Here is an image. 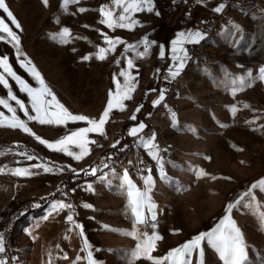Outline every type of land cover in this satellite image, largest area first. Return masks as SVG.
I'll return each instance as SVG.
<instances>
[{"label": "rangeland", "instance_id": "obj_1", "mask_svg": "<svg viewBox=\"0 0 264 264\" xmlns=\"http://www.w3.org/2000/svg\"><path fill=\"white\" fill-rule=\"evenodd\" d=\"M188 2L152 0L153 13H134L133 18L138 24L129 29L117 28L113 31L100 23L101 19H107L100 12L104 5H109L114 14L119 15L112 0H79L67 6H63V0H48L47 5L43 0H6L8 8L21 25V30H17L6 20L19 36V53L11 43L0 41V57L7 56L13 70L22 79L33 88L40 87L26 70L34 66L59 104L74 115H84L97 121L109 99L113 101V108L103 125L104 134H85L84 138L94 143H88L81 159H75L78 164L74 169L82 168L113 144V139L121 133L127 119L119 110L132 108L137 111L143 106L150 90L157 89L156 81L162 71L159 67L162 58L158 51H163V58L167 59V55L169 60L168 69L163 72L167 79L171 78L169 68L175 64L174 49L177 55H182L179 51L182 47L188 56L180 74L189 67L191 55L185 44H201L207 36L198 43L185 42L181 45L174 42L180 39L182 32L200 31L197 24L206 20L219 2L199 0L186 9ZM174 5L185 8L175 25L176 17L170 18L166 14V8ZM80 8L85 11L80 12ZM253 13L260 16L254 23L248 22L244 26L227 24L238 27L228 33L221 31L223 26L220 29L219 48L209 52L206 50V55L210 57L195 58L178 79V87L172 96H168L160 86L144 110L153 111L158 106L160 109L166 108L162 118L167 124L171 149L170 157L165 158L164 162L168 180L160 178L159 169L155 171L150 193L157 205L154 210L157 228L148 231H155L160 237L150 253L155 259L165 257L170 250L199 233L211 231L225 216H229L240 228L248 245L247 264H264V221L260 217V213L264 212V192L252 190L256 199L250 207L235 205L251 185L264 180V81L254 79L250 86L237 85L233 88L234 78L238 80L248 70H252L253 77H256L258 69L264 66V19L257 7H249L248 15ZM0 16L6 17V14L0 10ZM64 27L69 29L67 42L55 35ZM239 27L242 29L239 30ZM170 29V35L164 40ZM105 36L111 39L119 37L124 43L106 52V59L101 61L96 54L100 47L109 48ZM145 37L147 41L155 43L148 46L144 56H138L137 53L143 51L146 43ZM129 44H139L140 47L136 52L125 53L124 49ZM85 55H91V58L82 60ZM128 59L133 60V68L128 73L134 81V88L129 93L131 99H122L116 93L121 91L122 96L127 89L125 77L118 74L126 68ZM117 61L120 63L117 64ZM21 62H25V67L20 66ZM0 72H3L2 68ZM4 75L13 94L29 106L31 115H36L31 110L27 93L20 92L16 82L6 73ZM117 80L120 81L119 88ZM153 80L154 83H150ZM161 82L167 80L163 78ZM7 92L0 85V98L8 100L17 109L16 115L26 121L30 132L9 127L12 113L0 105V113H3L0 117V121H3L0 123V152L4 153L0 155V234H3L6 242V234L12 232L15 241L11 242L15 253L8 258L5 252L0 257L8 260L9 264H88L87 252L91 251L96 264H128L129 250L135 248L138 240L124 233H135L140 229H133L130 209L121 204L113 205L110 198L103 195L102 188L109 184L108 180H91V189L88 188L89 184L82 185L75 194L61 197V201L73 205L74 221L82 226V252L77 255L81 257L79 260L76 253L80 237L72 232L73 225L67 220L65 223L57 221L63 216L66 219L69 210L57 212L51 207L58 201L59 195L49 203L44 215H30L28 225L23 222L15 225L14 222L10 230L7 229L5 224L12 208L24 199L53 195L57 190L54 188L62 179L65 161L74 160L73 156L54 151L40 140L54 143L71 132L91 127L86 121L68 120L60 125L27 121L15 101L8 98ZM160 92L164 93L165 99L154 106L153 102L159 100ZM47 98L51 99L50 96ZM233 108L236 109L235 113L232 112ZM55 110L60 111L59 108ZM173 112L176 114L175 121L172 120ZM14 146L36 149L46 161ZM65 147L74 154L81 151L73 144ZM27 156L34 159L28 160ZM36 164L41 167L33 168L32 165ZM17 167L29 168L37 174L13 175ZM44 167H51L53 171L44 172ZM201 172L205 175H200ZM95 182L99 184L95 185ZM229 203L234 205L230 212L226 211ZM84 204L92 208H85ZM36 205L39 206V202ZM85 242L89 245L87 249ZM203 246L205 264H223L218 253L206 242ZM135 264H154V261L142 256ZM160 264H171V258L168 261L160 260ZM192 264H197L195 254Z\"/></svg>", "mask_w": 264, "mask_h": 264}, {"label": "snow or ice", "instance_id": "obj_2", "mask_svg": "<svg viewBox=\"0 0 264 264\" xmlns=\"http://www.w3.org/2000/svg\"><path fill=\"white\" fill-rule=\"evenodd\" d=\"M45 5H47L48 0H43ZM79 0H63V6H67L70 3H78ZM112 5L115 9L119 10V15H115L112 8L109 5H104L101 7L100 12L107 17V19H101V24H106L107 27L111 30L119 29H129L134 24H138L139 22L133 18L134 13H153L154 9L152 7V0H112ZM225 7V4L220 3L214 11L219 13ZM0 10L6 14L5 16H0V41H6L7 43H11L14 48L17 49V53H19V36L16 31L13 30V27L17 30H21V25L18 22L17 18L10 11L6 4V0H0ZM80 12H84V8L79 9ZM158 14V13H156ZM10 21L12 26H9ZM61 38L63 42H67V37L69 35V29L64 27L60 33L55 34ZM206 34L201 33L200 31H189L187 33H180V39L174 42V44H184L188 43H198L199 41L205 39ZM106 43L109 45V48L106 49L104 47L99 48V52L96 54L97 58L101 61L106 59V52L113 51L115 45L124 43L121 38L116 37L114 39L104 37ZM146 42L144 44V48L142 52H138V56H144L148 51V46L151 43L147 41V37L143 38ZM235 42V41H234ZM140 47L139 44H129L125 47L124 52L128 53L129 51L136 52ZM180 53L182 55H177L175 49L173 50V55L175 57V64L172 68H169V73L171 78H175L181 72L184 67V62L188 59L186 53H184V49L180 48ZM161 57L164 56V52L161 51ZM91 55H85L82 57V60H89ZM26 63L30 64V61ZM120 61H117L119 64ZM21 67H25V62L20 63ZM0 68L3 69V72H0V85H3L5 89L8 90V98L10 100H14L15 104L19 107L20 111L23 112L24 116L27 118V121H37L41 125L45 124H65L68 120L71 121H86L91 127L81 128L78 131L71 132L69 135H66L54 143H49L44 140H38L42 144H46L48 148L58 151V152H66L67 155L73 156L74 159L79 160L84 155L86 149V145L88 143H94V141L86 140L85 134L89 132H99L103 135V125L105 124V118L109 116L110 110L113 108V101L109 99L107 103V107L99 120L90 119L84 115H74L70 113L62 104L56 100L55 95L51 93V90L47 88L44 84L43 79L40 77V74L36 71L35 67L27 68L26 70L30 75L33 76V79L40 85L39 88H33L30 86L24 79L21 78L12 68L9 63V58L7 56L0 57ZM133 68V60L128 59L126 68L122 69L119 72V77H125L124 84L126 86L127 91L123 92L121 96V91H117L116 96L122 99H131L129 95L130 92L133 91L134 81L129 78L128 70ZM4 73L7 76L11 77L19 87V91L22 93H27L29 97V105L31 110L36 113V115H31L29 112V106H27L22 100L18 99L14 94L9 85L8 80L5 78ZM167 78V77H166ZM254 79H259L264 81V66H261L258 69V75L253 77L252 70H248L245 76H241L233 79V88L238 85L239 87L250 86ZM117 86L119 88L120 81H116ZM51 97L48 99L47 97ZM165 99V95L163 92H160L159 100L154 101V106L159 104L161 101ZM55 102V104L53 103ZM119 103V100L117 101ZM0 105L6 108L9 112L12 113V123L9 124V127L12 128H20L25 132H30V129L27 126L25 120L20 119L19 116L16 115L17 109L12 107V105L8 102V100L0 98ZM247 107V105L245 106ZM59 108L60 111H56L55 109ZM139 108H137V112H139ZM236 109L233 108L232 112L235 113ZM3 116V113H0V117ZM133 120L136 119V116L133 115ZM172 120H176V114L172 113ZM254 122V121H253ZM3 123V121H0ZM146 125L143 122H140L138 127H132L129 131V135L136 137L139 132L145 129ZM140 147L146 150L147 154L151 159L155 160L159 165V173L160 178L162 180H168L167 174L164 172V161L163 158L158 155L159 148L154 143L155 134L150 137H140ZM73 144L78 147L81 151L78 154H74L73 151L69 150L65 145ZM59 146V147H58ZM3 152H0V155H3ZM28 160L34 159L33 156H27ZM131 164V161L129 162ZM33 168H39L41 165L36 164L32 165ZM108 167V165H105ZM2 170V169H0ZM44 172H51L53 168L44 167ZM143 171V170H141ZM13 175L16 176H31L37 173L32 172L29 168H20L17 167L12 172ZM92 174H96V170H92ZM113 175L121 182L120 186L125 187L127 191V198L130 207V213L133 220V229L139 228L138 232H125L124 234L138 240L135 248L129 250V259L128 264H135V261L140 259L142 256L148 260L154 261V264H160V260L168 261L171 258V264H192V258L195 254L197 257V264H205V248L203 244H206L213 249L216 253H218L219 259L223 262V264H247L249 260L248 256V245L245 242L243 234L240 228L237 226L236 222L232 220L229 216H225L220 223L209 232H201L198 235L194 236L191 240L187 241L183 245L170 250L167 255L163 258L155 259L150 253L155 247V241L160 237L156 234L155 231L151 233L148 229H156L157 228V214L154 211L157 207L156 203L153 201L152 196L150 195L153 186V176L151 174V170H148L147 176H142L143 179V188L137 187V185L130 178L129 170L125 168L123 170L122 175L116 174L113 171ZM200 175H205V173L201 172ZM100 179L102 181H107L108 178L106 176H101ZM88 188L91 189L92 185L89 184ZM259 189L264 192V180H261L258 184H253L250 186V190L245 192L238 200H236L235 205L241 207H250L252 201L256 199L252 190ZM75 192V189H72ZM67 194L65 193V196ZM85 208H92L91 205L84 204ZM52 210L54 211H63L65 209L69 210V214L66 217L67 222L71 223L75 228H80V235L83 236L82 226L77 224L74 221V217L72 214L73 205L71 203H64L63 201H56L52 204ZM234 205L229 203L226 211H232ZM147 213V214H146ZM261 220L264 221V212L260 213ZM47 218V217H45ZM114 231H119L113 229ZM89 245L85 242V249H87ZM6 252V246L4 241L3 234H0V254H4ZM81 259V257H77V260ZM88 264H96V262L92 258V252L88 251L87 254ZM0 264H9L8 260L0 257Z\"/></svg>", "mask_w": 264, "mask_h": 264}, {"label": "built area", "instance_id": "obj_3", "mask_svg": "<svg viewBox=\"0 0 264 264\" xmlns=\"http://www.w3.org/2000/svg\"><path fill=\"white\" fill-rule=\"evenodd\" d=\"M217 2H223L225 4L224 9L217 13L212 12L209 17L200 21L197 26L203 33H208L210 30L222 28V20H229L230 23H239V26H244L249 22L248 14H244V7L263 6L264 0H215ZM185 8L180 9L178 6H168L166 8V14L170 18H177L183 14ZM185 47L190 50L193 58L206 55V50L202 49L200 45L185 44ZM210 57V56H208ZM167 64V59L162 58L159 61L160 69H163ZM179 80L174 79L172 81L165 82L162 85L163 91L172 96V92L175 91V87H178ZM175 107H179L175 104ZM132 124L128 125L123 131V136L127 139L116 147L108 146L105 150L98 153L94 158L82 168L74 169L70 174L78 176L82 182L91 181L97 179L98 174H108L116 167H120L123 170L127 168L129 175L142 174L156 165L154 162H150L143 158L142 148L140 147V137H150L155 134V142L159 148L160 156L162 158H168L171 155L170 138L167 129L158 125L155 122H150V117L147 119V126L136 137L130 136L129 131ZM131 161V164L129 163ZM108 165V167H105ZM96 170V174H92V170ZM143 170V171H141Z\"/></svg>", "mask_w": 264, "mask_h": 264}, {"label": "crops", "instance_id": "obj_4", "mask_svg": "<svg viewBox=\"0 0 264 264\" xmlns=\"http://www.w3.org/2000/svg\"><path fill=\"white\" fill-rule=\"evenodd\" d=\"M197 1H199V0H190L189 2H188V4H186V6H185V8L187 9L188 7H190L191 5H192V3H194V2H197ZM202 1V0H201ZM221 2H219V4H220ZM256 8V7H255ZM259 9V8H258ZM260 10V9H259ZM214 12V11H213ZM212 13V12H211ZM210 13V14H211ZM260 14H261V10H260ZM182 16V15H181ZM181 16H179V17H177L175 20H174V25L179 21V19H180V17ZM249 16V15H248ZM257 16H259V14H257ZM257 16H255L254 15V13L253 14H251L250 16H249V22H252L253 21V23L256 21V20H259V18L257 17ZM260 17V16H259ZM262 19V18H261ZM263 20V19H262ZM173 25V26H174ZM172 26V27H173ZM223 27V26H222ZM227 27V28H226ZM236 29H238V27L237 26H234V27H232V25H224V27L222 28V32H226V33H228V32H230V31H233V30H236ZM242 28L241 27H239V30H241ZM171 29L170 30H168V32H167V34L165 35V37H164V40H166L167 38H168V36L170 35V33H171ZM220 30H219V32L216 34V35H214V36H212V37H210V38H207L206 37V39L201 43V44H199V45H201L202 46V49H204V50H207L208 52L209 51H211V50H215V49H218L219 47V45H220V32H221ZM163 40V41H164ZM162 41V42H163ZM196 45H198V44H196ZM159 49V48H158ZM158 55H160V53H159V51H158ZM190 55H191V58H190V65H189V67L194 63V60H195V58H193V56H192V54H191V52H190ZM164 57V56H163ZM163 57H161V55H160V58H163ZM165 57L168 59V57H167V55H165ZM169 60H167V62H168ZM188 67V68H189ZM188 68H186V69H184V71L181 73V74H179L178 76H176L175 78H170V79H167L165 76H164V74H163V72H164V70H166V69H168V65L166 64V66L162 69V71H161V73H160V76L159 77H161L162 79L164 78V79H166L167 80V82L168 81H172V80H174V79H180L181 77H182V75H183V73L188 69ZM154 81L155 80H153V81H151L150 83H154ZM157 81H158V79H157ZM157 81H156V83H157ZM162 81V80H161ZM164 83H162L161 82V89H162V85H163ZM138 86V85H137ZM160 86H159V89H160ZM157 88V87H156ZM136 89V88H135ZM157 89H151L150 90V92L151 91H156ZM163 90V89H162ZM142 108V107H141ZM141 108H139L140 110H141ZM139 110V111H140ZM165 110H166V108H159V106L158 107H156V109H154L153 111L152 110H148V111H142V112H140V114H138L139 112H137L136 110H133L132 108H129L128 109V111H126V110H119V112H121V113H123V115H126V118L127 119H129V118H132L133 117V115H135L136 116V119L135 120H133L132 119V127H138V125H139V123L140 122H143L145 125L147 124V119L150 117V120H153V122H155L156 124H158V125H162V126H164L166 129H167V124H166V122H165V120L162 118L163 116H164V112H165ZM126 111V112H125ZM116 112V111H115ZM126 119V120H127ZM131 127V128H132ZM144 130V129H143ZM142 130V131H143ZM141 131V132H142ZM141 132H139L138 134H140ZM137 134V135H138ZM125 137L123 136V132L121 131V133L120 134H117V136L113 139V144H119L120 142H123V141H125ZM142 148V147H141ZM142 152H143V158L144 159H146V160H148V161H150V162H154V163H156V165H154L153 167H151V168H149L148 170H151V174H152V176L154 175V173H155V171H157L158 169H159V165L157 164V162L155 161V160H153V159H151L150 158V156L147 154V152H146V150L145 149H143L142 148ZM158 155L160 156V152H158ZM161 157V156H160ZM163 161L165 162V159L163 158ZM89 163V162H88ZM87 163V164H88ZM78 163H76L75 162V159L74 160H72L71 159V161H69V162H67V161H65V165L67 166V169H65L64 168V170H63V174H62V179L57 183V188H54V190L55 189H59V188H61V187H65V182H66V180L68 179V177L71 175L70 173H71V171L72 170H74V167L77 165ZM148 170L145 172V174L144 175H142V174H134V175H130V178L133 180V182L137 185V187H139V188H143V179H142V176H147L148 175ZM113 171L116 173V174H119V175H122V173H123V169L122 168H120V167H116L114 170H112L111 172H109L108 174H106L105 176L108 178V181H109V184L107 185V186H104L103 188H102V191H103V195L104 196H108L110 199V201L112 202V204L113 205H115V206H117V205H123V206H125L127 209H130V207H129V202H128V198H127V191H126V188L125 187H121L120 186V184H121V182L113 175ZM100 179V178H99ZM91 181H87V182H82V183H80V184H78V185H76L75 187H73V188H66L65 187V189H64V192H62L61 194H59V198H58V201H61V197H63V196H65V193L67 194L66 196H69V195H73V194H75V192L76 191H78L79 189H80V187L82 186V185H86V184H89ZM97 184H99L98 182L96 183L95 182V185H97ZM72 189H75V192H73L72 191ZM63 202L65 203V201L63 200ZM147 214V213H146ZM57 221L58 222H66V219H65V217L63 216V217H59L58 219H57ZM71 230H72V232H74L75 234H77L79 237L81 236L80 235V231H79V228H75L74 226H72V228H71ZM81 240H82V238L80 237V244L78 245V252L76 253V257H77V255L78 254H80V252H82L81 251V245H82V243H81ZM86 253V252H85ZM88 253V252H87ZM86 253V254H87ZM75 261H76V258H75ZM74 261V262H75Z\"/></svg>", "mask_w": 264, "mask_h": 264}, {"label": "trees", "instance_id": "obj_5", "mask_svg": "<svg viewBox=\"0 0 264 264\" xmlns=\"http://www.w3.org/2000/svg\"><path fill=\"white\" fill-rule=\"evenodd\" d=\"M190 1V0H189ZM161 80L162 78L159 77L158 81H157V90L159 89V86L161 85ZM154 93V91H151L148 93L144 104L141 108V110L139 111L138 114H140V112L144 111L145 108L147 107L148 103L150 102V98L152 96V94ZM132 124V118H129L125 121L121 131L123 132L124 129H126L128 127V125ZM122 142H120L119 144H112L111 147H116L118 145H120ZM14 148H18L19 150L25 151L29 154L35 155L38 158L42 159L43 161H46V158L43 156V154L41 152H39L36 149L30 148V147H24V146H14ZM65 169H67V166L64 165L63 166ZM79 183H82V180L78 177L75 176L73 174H71L68 179L65 182V187L66 188H73L76 185H78ZM65 187H61L60 189L56 190L55 193L51 196L45 197V198H28V199H24L22 200L18 205H16L15 207L12 208V210L10 211L8 220L6 221L5 226L7 227L8 230L9 227L11 225H13V223L15 225L19 224L20 222H23L24 225H28L31 222V219L29 218L30 215H33V217H38V216H42L45 214V211L49 205V203L55 199L63 190ZM36 202H39V206L36 205ZM13 231V230H11ZM8 231L6 230V233ZM10 233H7L5 236V246H6V253L8 254V258L10 255H13L15 252L12 250L11 248V242L14 243L15 241L13 240V236Z\"/></svg>", "mask_w": 264, "mask_h": 264}, {"label": "bare ground", "instance_id": "obj_6", "mask_svg": "<svg viewBox=\"0 0 264 264\" xmlns=\"http://www.w3.org/2000/svg\"><path fill=\"white\" fill-rule=\"evenodd\" d=\"M255 7L259 8L261 10V15L264 19V7L263 6H255ZM248 12H249V7H244V14H248ZM227 24H233V23H230L229 20H222V26L227 25ZM235 24H239V23H235ZM220 29L210 30V32L205 33V34L207 37H211V36L217 34ZM200 47H201V45H200ZM175 89H176V87H175ZM172 94H173V92H172ZM150 122H153V121L150 120ZM105 175L106 174H98L97 178H100L101 176H105Z\"/></svg>", "mask_w": 264, "mask_h": 264}]
</instances>
